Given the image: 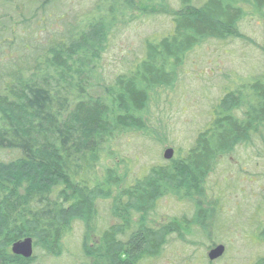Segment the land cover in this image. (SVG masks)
<instances>
[{"label": "trees", "instance_id": "16d2710c", "mask_svg": "<svg viewBox=\"0 0 264 264\" xmlns=\"http://www.w3.org/2000/svg\"><path fill=\"white\" fill-rule=\"evenodd\" d=\"M63 6L0 0V264H33L37 253L60 259L76 226L87 264L151 263L173 237L195 246L187 240L194 233L211 241L210 251L221 203L209 202L205 182L238 149L257 145L264 154V71L223 85L184 155L140 177L128 175L114 144L130 134L160 142L151 110L179 86L188 55L210 42L252 44L241 24L264 18V0H179L176 9L167 0H98L77 23ZM158 16L170 19V31L145 40L142 56L105 82L101 60L110 42ZM168 199L189 216L153 227ZM99 202L110 204L114 223L95 234ZM27 238L33 256L25 260L11 246Z\"/></svg>", "mask_w": 264, "mask_h": 264}, {"label": "rangeland", "instance_id": "374dc122", "mask_svg": "<svg viewBox=\"0 0 264 264\" xmlns=\"http://www.w3.org/2000/svg\"><path fill=\"white\" fill-rule=\"evenodd\" d=\"M96 1L64 0L65 15L77 23L89 15ZM167 2L176 9L179 0ZM170 29V19L158 16L140 19L123 30L110 42L102 57L104 81L110 82L136 62L142 56L145 40L160 37ZM241 32L253 43L240 40L210 42L188 55L179 86L161 94L157 107L151 110L153 138L160 142L130 134L114 144L120 158L127 162L129 176L140 177L151 166L165 164L163 152L166 149L173 150V158L184 155L196 134L211 120L213 101L222 94L223 85L237 77L245 80L264 71V18L252 17L243 22ZM205 188L209 202L217 200L221 203L216 206L220 211H216L218 217L211 232L218 234L214 245L224 246V254L209 262L206 256L211 241L202 233H194L187 240L195 246L173 237L161 259L144 264H252L264 258V240L259 238V230L264 224V154L257 145L238 149L222 161L206 180ZM109 205L97 203L95 234L114 223L108 217ZM183 214L189 216V210L183 204L163 200L153 218V227H160L170 218ZM81 235L82 228L76 226L65 241V254L60 259H47L37 253L33 264H87L79 256Z\"/></svg>", "mask_w": 264, "mask_h": 264}, {"label": "water", "instance_id": "95a60500", "mask_svg": "<svg viewBox=\"0 0 264 264\" xmlns=\"http://www.w3.org/2000/svg\"><path fill=\"white\" fill-rule=\"evenodd\" d=\"M173 156V150L172 149H166L163 152V158L164 160H170ZM33 246L31 239H24L22 241H19L11 246V253L13 255L19 256L25 260L30 259L32 257L33 253ZM224 253V247L219 245L211 249L208 254L207 258L209 261H215L219 259Z\"/></svg>", "mask_w": 264, "mask_h": 264}]
</instances>
